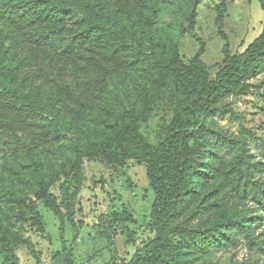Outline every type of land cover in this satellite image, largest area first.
I'll return each mask as SVG.
<instances>
[{
  "label": "rangeland",
  "instance_id": "rangeland-1",
  "mask_svg": "<svg viewBox=\"0 0 264 264\" xmlns=\"http://www.w3.org/2000/svg\"><path fill=\"white\" fill-rule=\"evenodd\" d=\"M218 2L146 0L141 5L137 0H69L59 42L50 46L37 42L45 23L16 26L21 59L14 52L16 41L4 38L7 52L2 62L11 69L13 83L44 112L19 116L15 132L0 128V219L7 232L15 230L30 239L42 264H62V256H52L61 249V237L73 249L75 264H118L154 235L149 226L153 192L144 165L136 159L115 166L97 155L84 157L76 226L64 220L61 232L59 221L42 201L36 204L45 228L40 232L19 219V206L3 193L12 190L16 196L32 198L31 174L40 162L41 173L53 179L50 191L59 197L62 169L74 158L75 144L95 148L115 123L135 122L155 149L164 123L185 111L172 95L171 76L164 68L168 56L176 52L187 64L201 39L208 78L223 66V41L214 24ZM89 19L105 24L111 34L125 39L126 46L116 48L104 30H98L91 40L70 49ZM263 22L257 0H227L223 31L230 53L241 52L261 32ZM4 83L0 74V105L13 113L1 93ZM239 85L243 93L226 94L218 101V110L198 123L208 132L204 141L205 160L211 161L208 174L172 220L156 264H264V201L253 198L264 199V69ZM243 189L247 197L239 196ZM228 216L246 217L253 243L245 230L231 227L215 245L183 240L181 230L201 232ZM15 252L19 264H36L25 246Z\"/></svg>",
  "mask_w": 264,
  "mask_h": 264
},
{
  "label": "trees",
  "instance_id": "trees-1",
  "mask_svg": "<svg viewBox=\"0 0 264 264\" xmlns=\"http://www.w3.org/2000/svg\"><path fill=\"white\" fill-rule=\"evenodd\" d=\"M141 5L146 0H137ZM200 0H194V4ZM264 14V0H257ZM69 0H0V74L5 80L1 93L13 113L4 111L0 105V128H8L15 132L18 129L19 116H32L44 112V108L35 100L23 93L19 86L12 81L11 69L3 64L7 50L3 48L4 38L11 37L16 41L14 52L21 59L22 48L16 26H32L45 23L38 31L36 40L41 45L50 46L59 42V35L63 31V21L68 15ZM227 0H219L215 5V19L217 34L223 41V66L214 78H208V68L201 60L204 43L198 39L199 48L187 64L183 63L176 52L168 56V64L164 66L171 76L172 95L179 100L184 112L174 115L166 124L165 132L160 138L159 145L154 149L150 142L140 133L135 122L113 124L112 131L101 138L95 148L85 144H75L74 158L70 164L63 166V179L58 185L59 197L50 191L52 178H46L41 173L42 164H35L31 176L35 178L33 197L16 196L12 190L4 191L3 195L13 206L18 205L16 214L23 223H28L40 232L44 231V223L37 210V201H42L55 218L59 221V231L63 229L64 220L75 228L76 198L83 179L82 159L97 155L115 166H124L130 159H136L145 167L148 186L153 192V201L149 213V226L154 235L135 249L134 255L118 264H156L167 245L164 236L172 228V220L181 213L186 199L198 190V181L207 176L210 162L205 160L204 143L207 129L198 126L200 121L215 113L218 101L226 94L243 93L241 83L246 78L256 75L264 69V22L261 32L239 53L231 54L226 35L224 34V17ZM195 10L190 13L189 27L192 29ZM104 30L103 34L111 40L115 47H125V39L111 34L105 24L89 19L81 33L76 36L75 43L69 44L70 49L91 40L96 31ZM20 41V42H19ZM19 42V43H18ZM116 47V48H117ZM115 48V49H116ZM177 92V93H176ZM197 128V129H196ZM239 196L247 197L245 189ZM257 201H264L260 196L253 197ZM12 215L7 216L11 221ZM16 221V220H15ZM15 223V222H14ZM249 224L245 216H228L218 221L211 229L195 232L181 230L184 241H198L199 244L215 245L220 242V235L225 236L227 227L243 229L250 237ZM3 220L0 219V252L3 264H19L15 252L18 246H25L35 258L36 264H42L34 244L28 238H23L18 232L6 231ZM108 236V235H107ZM61 249L52 254L53 257L62 256V264H75L73 249L67 246L64 238H60ZM112 243V242H111Z\"/></svg>",
  "mask_w": 264,
  "mask_h": 264
}]
</instances>
